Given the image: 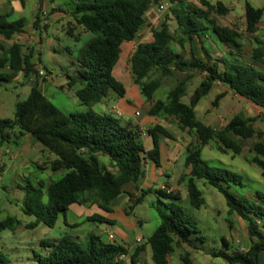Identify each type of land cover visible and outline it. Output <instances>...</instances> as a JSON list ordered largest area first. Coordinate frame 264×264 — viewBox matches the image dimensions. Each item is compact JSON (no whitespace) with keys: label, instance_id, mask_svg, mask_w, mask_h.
<instances>
[{"label":"trees","instance_id":"obj_1","mask_svg":"<svg viewBox=\"0 0 264 264\" xmlns=\"http://www.w3.org/2000/svg\"><path fill=\"white\" fill-rule=\"evenodd\" d=\"M53 1V0H50ZM70 11L75 22L91 33L90 38L77 49L71 65V74H66V86L78 85L75 96L86 109L64 113L57 108L38 88L37 83L30 87L26 99L17 101L12 118H0V142L9 137V130H14L16 137L24 134L35 138L52 152L55 158L46 164L52 171L63 170L58 178H50L32 184L27 182L18 187L23 190L21 210L31 215L34 220L25 224L34 228L42 223L53 227L59 214L73 204L95 203L105 212L111 211V202L121 194H131L123 189L129 182H137L144 175L145 161L150 160L155 167L160 166V148L158 136L172 139L170 132L162 125L154 124L148 128L153 145L146 150L140 139L139 127L131 123H122L118 117L100 113L91 108L100 102L110 91L118 97L125 94V87L113 75L121 44L133 40L145 24V12L151 6H157L166 0H74ZM198 7L187 0H168L169 12L175 19L177 28L171 33L166 24L159 29L151 28L152 39L139 42L132 51L129 63V75L143 101L147 104L145 114L150 117L173 118L180 130H186L194 136L195 143L186 147L184 167L188 168L186 188L189 204L199 208L203 197L195 185L196 178L219 191L229 213H235L246 222L249 248L244 251H225L223 248L210 250V255L221 257L229 264H258V254L264 250V231L256 222L260 209L244 195L237 196L229 187L242 185L241 176L228 168L208 164L201 157V149L214 143L222 152L232 151L239 154L242 141L257 135L252 118L234 115L227 123L213 130L197 119L194 107L205 96L216 81L240 98L247 99L264 110V73L251 65L240 64L226 56L213 58L202 45L204 59L194 55L191 39L195 35L202 44V35L211 29L219 40L228 47H240L238 30L217 24L209 17V12L218 15L227 13L230 8L218 1L198 0ZM43 0H38V8ZM264 7H253L244 3L245 31L257 30ZM38 15L33 26L38 27ZM24 17L8 20L0 13V81H10L17 73L23 76L37 75L35 63L31 61L32 51H23L19 42L8 45L5 40L15 34L23 33ZM67 33L78 40V35ZM189 44V56L186 57L175 45L184 47ZM264 56V33L261 45L252 48V57ZM174 72L184 73L183 77L170 88L164 98H154L155 91L161 85L163 77ZM194 72L204 74L202 80L193 89L188 102L187 83ZM155 75V76H154ZM37 77H40L39 75ZM223 96L217 94L212 101L215 105ZM253 155L249 162L257 165L264 176V140L252 144ZM104 156L105 162L100 161ZM149 191L164 199V211H158L159 224L147 237L145 244L151 250L153 264H168V258L174 247L188 246L199 248L194 241H202L196 220L177 203L179 193L167 192L160 187L141 190L132 200L133 204L141 201ZM259 198L264 196L256 192ZM88 220L102 221L103 216L92 214ZM21 221L14 215L0 218V232L13 230ZM225 242V239H222ZM144 244L137 246L130 254L131 262L138 257ZM41 254H35L34 264H126L123 256L127 249L113 241L105 242L101 237L88 232L83 240L77 241L69 234L40 242ZM45 250V251H44ZM182 264H193L185 251L180 255ZM10 260L0 253V264H9Z\"/></svg>","mask_w":264,"mask_h":264},{"label":"rangeland","instance_id":"obj_2","mask_svg":"<svg viewBox=\"0 0 264 264\" xmlns=\"http://www.w3.org/2000/svg\"><path fill=\"white\" fill-rule=\"evenodd\" d=\"M22 1L23 6L20 5L21 2L19 0L12 1L15 7L18 5L21 8V12H12L11 14H8L6 18L8 20H14L19 17H24L25 22L28 24L32 21V29H40L44 36L40 37L38 42H34L33 40L32 43L28 38L30 34H20L23 51H28V48L30 47L32 51L31 61L38 65V67H35V69L37 71H39V69H45L47 72H49V76L46 74V76L39 78L43 80L48 78L53 83L59 84L62 80L66 79V74L72 73L74 67L71 65L70 59L76 56L77 49L84 45V43L90 38L91 33L86 31L81 25L77 24L73 16L70 14V11L75 5L74 0H43V4L40 9L38 8V0ZM216 1H229L230 4H234V12L232 11V14H228V16L223 15L222 17L216 18V20L221 26H228L238 30L240 33L239 39L242 41L241 43L244 45L248 44L246 46V52H250V49L254 48L252 47V42L250 41L252 36H249V33L245 31L244 17L238 16L244 14L245 0H214V2ZM249 1L253 6H259L260 2L263 0ZM163 3H167V5L166 9L161 14L168 18V13H170L169 2L166 0ZM36 14L39 18V28H35L33 26V21L36 17ZM42 20L46 21V23L42 24ZM171 25L173 28L174 23L172 22ZM69 28L71 29V32L78 35V40H75L67 33ZM262 34L258 32V37L260 36L259 40H261ZM18 38L19 36L17 37L14 35L11 39L5 40L4 43L8 45L12 42H15ZM28 41L31 43H28ZM175 48L180 50L184 56H189V53L185 49L180 48L178 45H175ZM122 66L123 67H120L124 68L125 70L118 69V72H113V75L115 77L117 75L116 78L123 84L124 87L128 88L129 84L131 83L129 69H127L126 63H123ZM17 74L13 80L0 81V118H12L16 102L26 99L30 87L33 85L26 81L23 82L24 78L22 75H18L17 77ZM183 75L184 73L174 72L173 75L169 77H163L161 79L160 87L154 93L153 99L164 98L167 91L172 88L177 83V81L183 77ZM36 76H38V74ZM202 78V73H193V77L190 78L187 83L186 95L182 97L184 102H188L190 94L199 84ZM220 93H222L223 96L217 100L215 105H213L212 101L214 100L215 96ZM72 94L73 93L70 88L64 87L60 90L59 87H53L51 91L47 93V98L64 113L83 110L84 105L80 104L79 101L76 102H78L81 107H78V103L73 105L70 101V98L68 99L65 97V95L71 96ZM109 94L112 96V99L105 98L104 102H115L117 95L112 91H110ZM128 98L132 103H134L135 98L133 94H129ZM139 107L140 115H137L138 117H135V119L146 117L145 112L147 104L145 103V106L139 105ZM196 108L197 119L203 123L207 122L209 118L210 120L215 119L218 122L217 124H221V127L224 126L234 115L245 116L249 109L247 104L243 100L239 99L237 95L233 94L227 88L223 89L218 85L213 86L212 90H210L207 95L200 99L199 105ZM92 109L96 110L95 108ZM155 123L166 128L172 135V140L175 139L182 142L184 141L183 143H185V149L191 143H195L196 141L194 136L190 135L186 130H180L173 118L168 117L153 119V121L147 123L146 128H152ZM144 130L146 131V129ZM259 134L260 137L254 135L253 137L242 141V149L238 155L234 154L232 151H229L225 153L226 155H223V153L217 150V146L213 143L202 148L201 157L207 163H211L209 162L208 157L214 160L219 157L220 159L217 160H222L227 164L231 163L234 168L239 169L243 167V169H246L251 175H253L249 177V179L252 180L250 181L243 172H240L243 176V182L246 187L258 189L264 192V176L261 175L260 168L248 161V159L253 155L251 149L252 144L258 140H264L262 131H260ZM187 139L189 142L186 141ZM0 147L4 150L6 149V146L4 145H1ZM7 147L12 151L16 149V146L12 144L9 146L7 145ZM169 149V145H167V150ZM231 157H234L235 159L231 160ZM104 158V156H100V161H104ZM215 163L218 162L215 161ZM172 164L176 165L174 167L169 166L165 168V173L163 176H161L162 178L156 182V187L158 188L161 185L169 186L179 193V199L177 200V203L185 210L186 213L196 220L197 226L200 230L198 235L203 237L202 241H198L197 239L194 241L203 249L210 250L224 248V243L222 241L223 238L228 241L230 245L234 244V240L232 239V236L234 235L233 231L235 229L237 232L241 231L243 226H241L242 224L240 221H238V216L235 213H229L227 211V206L223 195L213 186L206 183L205 179L196 178L195 185L200 190L204 201L199 208L192 207L189 204L187 195L186 177L184 173L185 167L183 163L180 164L178 161H174ZM25 172L26 174L24 175L27 178L16 176V174L20 173L22 175L23 173V169L18 167H16L15 170L13 169L11 173L5 172L2 174V172H0V218H4L6 215L13 213L11 215H18L16 217H18L21 221V223L13 230L5 229L0 232V253L10 260L9 264L34 263V255L41 254L40 243L37 241L38 238L44 236L46 238L58 237L65 232L63 228L64 223L62 214H59L53 227H47L42 223H40L39 227H25V224L23 223L27 218H29L30 215L24 214L22 210L20 212L24 193L23 190L20 189L16 184L25 185L27 182L36 184L39 181H42L46 184L45 180L48 177L46 172L37 170L33 165ZM49 172L53 173V179L58 178L63 174V170L61 169L56 171L49 170ZM254 175L256 177H254ZM174 176H178V179H174ZM35 177H38V180H36ZM228 189L231 193L237 195L238 188L236 186L232 185ZM133 198L135 199L136 197ZM133 207L134 209L132 210V213L130 210H128V207H125V213L123 212L121 214L120 212L116 211L112 216H114L118 222H120L122 216H125L126 218H133L134 220L142 218L144 223L143 226L134 227V231L137 235H143L146 241L147 237L159 224L158 211L165 210L164 199L156 195L153 191H149L142 197L141 201L135 204ZM66 214L68 221H77L79 223L80 218L76 211L73 209H68ZM27 223H29L28 220H26V224ZM117 233H120V230L116 231V234ZM102 237L105 239L106 234H102ZM116 241L119 242L120 240L116 239ZM185 251L186 247L184 246H182V248L174 247V251L171 254V264H182L180 255Z\"/></svg>","mask_w":264,"mask_h":264},{"label":"crops","instance_id":"obj_3","mask_svg":"<svg viewBox=\"0 0 264 264\" xmlns=\"http://www.w3.org/2000/svg\"><path fill=\"white\" fill-rule=\"evenodd\" d=\"M12 1L13 0H0V13L1 14H5L7 16L8 14H11L12 12H15V11L21 12V8L18 5H16V7H15L13 5ZM19 1L21 2L20 5L23 6V1L22 0H19ZM187 1L193 3L194 5H196L198 7H202L198 0L197 1L196 0H187ZM208 1L212 4L218 2V1L214 2V0L213 1L208 0ZM246 1H248L251 4V2L249 0H245V2ZM220 2H222V1H220ZM222 3L228 7L229 6L231 7V8L229 7L230 10L228 11V13H225L223 15L228 16V14H232V11L234 12V9H233L234 4H230L229 1L228 2L225 1ZM165 4L167 5V3H165ZM232 5H233V7H232ZM253 7H264V0L260 2L259 6H253ZM165 9H166V6H165ZM163 11H159L157 6H151L145 12V15H144L145 24L140 29V31L137 33L136 37L131 41H125L121 44V50L119 53V57H118L116 64L113 67L112 73L113 72L117 73L118 69L125 70L124 68H121V67H123L122 66L123 63L124 64L126 63V67H127V69H129L128 59H129L132 51L134 50L136 44L139 42L151 41V39H152L151 28L159 29L162 24H166L171 33L176 31L177 24H176L175 19L172 17V15L170 13H168V18L165 15H162L161 13ZM223 15H218V14H215L213 12H209V17L213 18L217 24H219V23L216 20V18L222 17ZM238 16H243V14L238 15ZM172 22L174 23L173 28L171 25ZM41 23L45 24L46 21L42 20ZM258 25H259V29H258ZM23 30L24 31L21 34H26V35L30 34L28 38L30 39L31 42L33 40H34V42L35 41L38 42L39 38L44 36L41 33L40 29H32V21L29 24L27 22H25ZM41 30H43V29H41ZM28 32H30V33H28ZM258 32H260L261 34L264 33V9H263L260 21L257 24V30L253 33H249V36L250 35L252 36V39H250V41L252 42V47H257V46L261 45V40H259L260 36L258 37ZM15 35L17 37L19 36V38L15 42H19L22 44V40H20V38H21L20 34H15ZM201 39H202V44L199 40V37H197L195 35L191 39L190 47L192 48L194 55L196 57L204 59V52H203V48H202V45H204L206 50L209 52V54L213 58H219L222 56H226L229 60H231L233 62L254 66L258 70H260L262 73H264V68H263L264 67V56L253 58L252 57V49H250V52L247 53L246 52L247 51L246 46L248 44H245V45L242 44L241 43L242 41L240 39H238L239 43L241 44L240 47H235V46L234 47H228L219 40V38L216 36V34L211 29H209L205 34H203ZM30 41H28V43H31ZM41 41H43V40H41ZM180 48L185 49L188 52L189 51V44L186 43L184 47H180ZM175 49L178 50L177 48H175ZM73 58L74 57H72L70 59V62L73 60ZM260 65H262L263 67ZM35 67L37 68L38 65L35 64ZM47 74L49 76V72H47ZM18 75H22V74H20V73L17 74V77H18ZM202 75H204V74H202ZM22 77L24 78V81L22 80L23 82L26 81V82H29L30 84L37 83L38 88L46 97H47V93L50 92L53 87H55V88L59 87L60 90L63 89L64 87H67L66 86V79L62 80L59 84H55L48 78L43 80L34 74H31L28 77L22 75ZM116 77H117V75H116ZM14 78H15V76L13 77V79ZM39 79H40V81H39ZM216 85H218L219 87H221L223 89L227 88L220 81L214 82L212 84V87L216 86ZM77 87H78V85H74L72 87H67V88H70V90L72 91L73 94L71 96L65 95L66 98H68V99L70 98V101L73 105L75 103H78L76 101H79L77 99V97L75 96V89ZM212 87L210 90H212ZM213 92H214V90H213ZM129 94H133V96L135 98L134 103H132L129 100V98H128ZM214 94H215V92H214ZM135 95H137V96H135ZM105 98H111L112 99V96H110V94H108L100 102L92 105L91 108H95L96 109L95 111L100 112V113H107V114H111V115L118 117V118L120 117V120L122 123H131L134 125H138L139 133H140V139L142 140V143H143L145 149L146 150L150 149L153 145L152 136L148 133V128H146V126H147V123H150L151 121H153V119H158V117H150V116L146 115L145 118L135 119V117H138L140 115V112H139L138 116L135 115V112L139 111V108H140L139 105L145 106V102L143 101L141 96H139V92H138L137 87L134 84L130 83L128 88L125 87V94L122 97L117 96L115 102L110 103L108 101L107 103H105L104 102ZM238 98L243 100L247 104V107L249 108L247 111L248 113L245 116L244 115H240V116L243 118H252L251 124H252L253 128L255 129L256 132L262 131V135L264 137V110L261 107L257 106L256 104L250 102L247 99L240 98L239 96H238ZM79 103L77 105H79L78 107H81V105H80L81 103L80 104ZM198 105H199V102L194 107L195 114L197 111L196 107ZM83 109H86V106H83ZM217 123H218L217 120H215V119L210 120V118L207 120V122H204V124L211 127L213 130H218L221 127V124L219 125ZM143 129H146L145 133H142L141 130H143ZM14 132H15L14 130L10 129L9 130V137L7 139H5L4 141L0 142V146L1 145L6 146L5 150L0 147V172H2V174L5 172L11 173V171L13 169L15 170L16 167H18V168L23 169V173H22V175L20 173L16 174V176L21 177V178H27L24 175V174H26L25 171L28 170V168L33 165L37 170L44 171L48 174L47 175L48 177L45 180V182L47 183L50 178H53L52 177L53 173L49 172L50 169L46 167V164L49 161L53 160L55 158V155L52 152L45 149L40 144V142L37 141L35 138L30 137L27 134L16 137L14 135ZM186 141L189 142L188 139ZM183 142L175 140V139L174 140L167 139V138L162 139L160 136H158V143H159V148H160V166L155 167L149 159L145 161V168H144L143 177H141L135 183L129 182L123 186V189L126 192L131 194V197L127 193H124V194H121L120 196H118L115 200H113V202H111V208L112 209L109 212H105V211L101 210L95 203L92 204V203L87 202V203H83V204L71 205L69 207V209H73L74 211L77 212V214L79 215L80 221H79V223L77 221H68V219L66 218L67 214L65 212V215L63 216V223H64L63 228L65 230L64 233L69 234L72 238H74L77 241H81V240H83L84 236L88 232H91L93 234L100 236L101 240L105 241V242H110L107 239V234L111 233V234H113V241L115 243L121 244L124 248L127 249L128 253L123 256V259H124L126 264H153V262L151 260V250H150L149 245L145 244V239H144L143 235H137L134 231V227H137V226L142 227L143 226V224H144L143 219L138 218V219L134 220L133 218H126L125 216H122L120 222H118L116 220V218H114V216H112V215L116 211L120 212L121 214L123 212L125 213V211H124L125 207L126 208L128 207V210H130L132 213V210L134 209V207H133L134 204L132 202V200L134 199L133 197H137L140 194L141 190H143V189L155 188L156 182L160 178H162L161 176L164 175L165 168H167L169 166L174 167L176 165V164L175 165L172 164L174 161H178L180 164L183 163L185 151H186L185 143H183ZM11 144L16 146V149L13 151L7 147V145L9 146ZM210 144H213V143L210 142L209 144H207L205 146H208ZM167 145H169V148H170L169 150H167ZM217 150L220 151L219 149H217ZM201 151H202V149H201ZM220 152L223 153V155H226L225 153H227L229 151H226V152L220 151ZM201 154H202V152H201ZM217 159H220V158L217 157ZM217 159L214 160V159L208 157L209 162H211L208 164L213 165V166H221V167L228 168L229 170H231V171H233V172H235L241 176L242 185L240 187H237L238 188L237 196L244 195L245 197L248 198V200L250 202H253L254 205L260 209L259 214L256 215L257 216L256 222L258 224L259 229L264 231V199L259 198L256 195V192H259L260 194H262L264 196V192H262L258 189H252V188L246 187V185L243 182V176L240 172H243L245 174V176L247 177V179H249V177L253 176V175H251L246 169H243V167L237 169V168H234L231 163L227 164V163L223 162L222 160H217ZM234 159H235L234 157L233 158L231 157V160H234ZM215 161H217L218 163H215ZM184 169H185L184 170L185 177L187 180L188 168H184ZM254 177H256V176L254 175ZM35 179L38 180V177H35ZM174 179H178V176H174ZM249 180L252 181L251 179H249ZM16 185L18 186V184H16ZM20 212H21V208H20ZM11 214H13V213H11ZM11 214H9V215H11ZM92 214L102 215L103 220L100 222L88 220L87 216H90ZM16 216H18V215H16ZM237 219H238V221H240V223L242 224L241 226H243V227L241 228V231H238V232L236 231V229L234 231L232 230L233 234H234L232 236V239L234 240V244L230 245L228 243V241H226V240H225V242H223L224 243L223 249L227 252H230L231 250H237V251L244 252L249 248V245H250L249 237L247 234L246 222L241 217L239 218V216ZM26 220H28V222H31V221H33V217L30 215L29 218H27ZM26 220L24 221L23 224H26ZM39 225L40 224L36 225L35 227H39ZM118 230H120V233L116 234V231H118ZM102 234L103 235L106 234V238H105L106 240L102 237ZM60 236H58V237H60ZM58 237H47L46 238L44 236V237H39L37 241H39V243H40L41 241L52 240V239H55ZM137 238H141V240L139 242H137ZM116 239H119L120 241L117 242ZM141 244H144L143 250L140 251L138 257L134 260V262H131L130 254L134 251V249L137 246H139ZM184 247H186V252L188 253V256H189V258L193 264H229V263H227V261H225L221 257H214V256L210 255V253H209L210 249H203L201 246H199V248H197V249H193V248L188 247V246H184ZM41 250H43V249H41ZM172 252H171V254H172ZM171 254L169 255V258H168V264H171ZM31 264H34V263H31ZM174 264H176V263H174ZM234 264H238V263H234ZM258 264H264V250L260 251L258 254Z\"/></svg>","mask_w":264,"mask_h":264},{"label":"built area","instance_id":"obj_4","mask_svg":"<svg viewBox=\"0 0 264 264\" xmlns=\"http://www.w3.org/2000/svg\"><path fill=\"white\" fill-rule=\"evenodd\" d=\"M165 6H166L165 3L159 4L158 5V10L159 11H163L165 9ZM37 74L40 77H44V76H46L47 71L45 69H39V71H37ZM135 115H139V111H136L135 112ZM141 131H142V133H145V130L144 129L141 130ZM160 188L163 189V190H165V191H167V192L171 191V188L169 186L161 185ZM107 238H108L109 241H113V234L108 233L107 234ZM140 240H141V238H137V242H139Z\"/></svg>","mask_w":264,"mask_h":264}]
</instances>
